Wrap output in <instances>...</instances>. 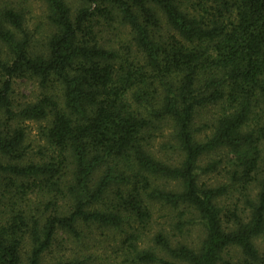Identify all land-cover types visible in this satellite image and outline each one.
<instances>
[{"label":"trees","instance_id":"trees-1","mask_svg":"<svg viewBox=\"0 0 264 264\" xmlns=\"http://www.w3.org/2000/svg\"><path fill=\"white\" fill-rule=\"evenodd\" d=\"M41 1L36 49L0 0V264H264V0Z\"/></svg>","mask_w":264,"mask_h":264},{"label":"rangeland","instance_id":"rangeland-1","mask_svg":"<svg viewBox=\"0 0 264 264\" xmlns=\"http://www.w3.org/2000/svg\"><path fill=\"white\" fill-rule=\"evenodd\" d=\"M13 3L19 5L23 11L25 18L26 31L33 35L34 48L40 49L44 42L46 35L50 32L51 27L49 26L46 19V6L41 0H10ZM72 7L78 4V0H68ZM119 29L124 30L123 26H119ZM41 93L40 87L37 82L28 78H18L14 80L13 84V98L15 104H21L26 102L34 101L37 96ZM44 123L41 121L26 120L22 122V125L26 128V141H33L34 143L39 142V127ZM165 211H156L155 217L159 220H163ZM198 226L191 230V236L189 240H197ZM147 240H145V243ZM259 245L264 249V242H259ZM92 254L86 259L87 264H116L119 262V257L113 248L108 245H100V248L93 250Z\"/></svg>","mask_w":264,"mask_h":264}]
</instances>
